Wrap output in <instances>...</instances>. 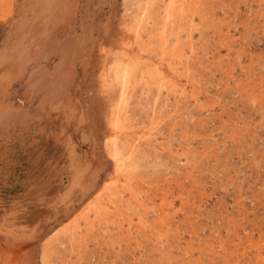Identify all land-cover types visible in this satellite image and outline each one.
Here are the masks:
<instances>
[{
	"label": "rangeland",
	"instance_id": "374dc122",
	"mask_svg": "<svg viewBox=\"0 0 264 264\" xmlns=\"http://www.w3.org/2000/svg\"><path fill=\"white\" fill-rule=\"evenodd\" d=\"M170 2L0 0V264H264V0Z\"/></svg>",
	"mask_w": 264,
	"mask_h": 264
},
{
	"label": "bare ground",
	"instance_id": "6f19581e",
	"mask_svg": "<svg viewBox=\"0 0 264 264\" xmlns=\"http://www.w3.org/2000/svg\"><path fill=\"white\" fill-rule=\"evenodd\" d=\"M185 1V0H184ZM169 2V1H168ZM171 2H172V0H171ZM170 2V3H171ZM170 5V4H169ZM180 9V8H179ZM201 9V8H200ZM200 12H201V10H200ZM199 12V13H200ZM181 13H182V11H181ZM207 13V12H206ZM172 14H173V12H172ZM178 14V13H177ZM200 14H202V13H200ZM179 15H180V13H179ZM165 16V15H164ZM171 16V15H170ZM175 17V16H174ZM169 18V17H168ZM167 18V19H168ZM178 18V17H177ZM179 19V18H178ZM173 21V20H172ZM167 22V21H166ZM176 23V22H175ZM174 23V24H175ZM165 25V24H164ZM168 28V27H167ZM123 74V73H122ZM187 76V75H186ZM113 119H114V117H113ZM113 125H115L114 127H116V128H120V122H119V120L116 118V120L114 121V123H113ZM122 129V128H121ZM119 131H121V130H119ZM110 152L112 153V155L114 156V159L116 158V161L117 162H119V159H118V157H119V154H120V149H119V146L117 145V144H112L111 146H110ZM119 165V164H118ZM123 171V170H122ZM193 183V182H192ZM188 203V202H187ZM170 216H172V215H170Z\"/></svg>",
	"mask_w": 264,
	"mask_h": 264
}]
</instances>
